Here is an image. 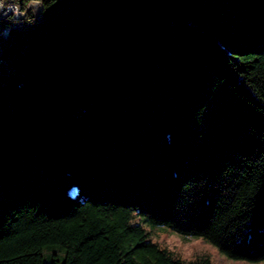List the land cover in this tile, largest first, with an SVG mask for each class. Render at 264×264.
<instances>
[{
	"label": "trees",
	"instance_id": "obj_1",
	"mask_svg": "<svg viewBox=\"0 0 264 264\" xmlns=\"http://www.w3.org/2000/svg\"><path fill=\"white\" fill-rule=\"evenodd\" d=\"M2 1L0 264L264 259V0Z\"/></svg>",
	"mask_w": 264,
	"mask_h": 264
},
{
	"label": "rangeland",
	"instance_id": "obj_2",
	"mask_svg": "<svg viewBox=\"0 0 264 264\" xmlns=\"http://www.w3.org/2000/svg\"><path fill=\"white\" fill-rule=\"evenodd\" d=\"M30 5L36 13H39L40 5L37 2H31ZM9 10H14L16 13L19 11L18 6L15 4H10ZM7 12L8 9H5L4 15ZM133 220L141 222L148 232L147 237L149 239L167 248L185 261L205 255L210 259L212 264H264V259L247 260L229 257L215 244L206 240L201 235L182 234L166 225L143 222L137 214L133 215ZM52 249L53 251H58L56 248L50 247V250ZM44 258L46 260L50 259L46 252H44Z\"/></svg>",
	"mask_w": 264,
	"mask_h": 264
},
{
	"label": "built area",
	"instance_id": "obj_3",
	"mask_svg": "<svg viewBox=\"0 0 264 264\" xmlns=\"http://www.w3.org/2000/svg\"><path fill=\"white\" fill-rule=\"evenodd\" d=\"M5 5H7V4H4L3 1L0 0V20H1L2 18H4V7H5ZM23 13H24V12H22V13L20 14V16H22ZM12 18H14V17H12ZM7 31H8V28L1 29V30H0V34L5 35V34L7 33Z\"/></svg>",
	"mask_w": 264,
	"mask_h": 264
}]
</instances>
